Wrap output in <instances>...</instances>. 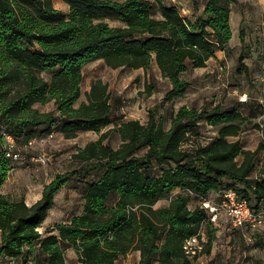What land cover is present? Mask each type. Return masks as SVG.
<instances>
[{"label": "trees", "instance_id": "1", "mask_svg": "<svg viewBox=\"0 0 264 264\" xmlns=\"http://www.w3.org/2000/svg\"><path fill=\"white\" fill-rule=\"evenodd\" d=\"M63 1L69 12L53 0H0V256L5 263L67 264L73 249L79 264H117L140 251L141 264H195L185 242L207 225L204 253H211L216 230L205 207H191L194 197L209 200L233 189L255 211L264 206V177L253 176L264 145L250 150L232 139L259 116L256 108L245 114L247 103L239 101L211 110L182 106L169 129L156 110L145 124L128 120L110 128L108 83L94 81L78 103L84 68L100 60L112 69L144 71L156 63L170 83L165 100L184 98L190 89L185 75L228 50L237 0H207L194 18L162 0ZM157 7L161 17L154 15ZM239 63L249 71L243 57ZM202 123L217 132L207 143L198 131ZM54 132L66 139L86 132L100 137L73 154L77 167L58 173L37 203L13 199L4 186L18 162L7 156L6 137L24 155L33 139ZM112 133L122 140L119 148L106 142ZM74 178L85 185L82 212L41 232ZM112 197L117 200L110 205ZM164 199L169 204L157 208Z\"/></svg>", "mask_w": 264, "mask_h": 264}, {"label": "rangeland", "instance_id": "2", "mask_svg": "<svg viewBox=\"0 0 264 264\" xmlns=\"http://www.w3.org/2000/svg\"><path fill=\"white\" fill-rule=\"evenodd\" d=\"M56 8L69 12V5L63 0H53ZM157 5V0H152ZM168 5H178L183 14L192 18L199 16L207 0H162ZM155 17H161L158 7ZM112 25L118 22L110 21ZM231 23L233 38L226 51L219 52V59L211 62L205 70L186 74L190 89L184 98L167 102L165 95L170 83L164 79L156 66L149 71L133 69H112L104 61H96L84 68L85 81L83 96L78 104L86 101V93L96 80H103L109 84L113 103V120L117 123L128 120H138L143 124L149 120L150 113L157 111L167 129L171 126L173 115L182 106L211 110L216 106L230 107L237 105L239 96L247 94L248 103L242 112L249 114L250 108L255 107L259 116L245 123L239 137L247 149L256 150L264 145V0H237L232 7ZM244 58V64L249 68L245 71L239 63ZM225 70L220 76L219 65ZM211 74H216L211 77ZM153 86L150 94L148 86ZM216 103V104H215ZM259 106V107H258ZM52 105L43 107L49 110ZM111 128V127H110ZM113 128V127H112ZM109 130V128L104 131ZM206 136H216L215 129L202 123L198 129ZM95 132L80 134L75 139H66L61 135L51 141L40 140L29 151L24 152L23 160L17 161L16 170L11 175L7 192L15 199H20L24 193L32 190L40 192L43 185L58 173L67 172L77 167L73 154L88 143L98 140ZM206 143L207 141L204 140ZM114 148H119L122 140L117 133H112L106 141ZM1 144V143H0ZM1 147V145H0ZM47 153L49 163L43 165L35 160L41 154ZM241 160V158L239 159ZM255 178L264 177V149L261 151ZM85 185L74 178L57 196V205L49 214L41 231L63 222H69L73 215L81 213L84 203ZM117 197H112L113 205ZM169 200L164 199L157 204V208L167 206ZM199 203L194 201L191 207ZM256 207L257 203L252 202ZM216 240L211 253L203 252L195 259V264H260L264 263V223L257 230L250 228H235L226 216H221L217 225ZM206 240H208V226H204ZM244 233L246 236H244ZM260 243L263 246H260ZM67 264H79L75 250L69 249L66 253ZM117 264H141L140 251H133L121 257Z\"/></svg>", "mask_w": 264, "mask_h": 264}, {"label": "built area", "instance_id": "3", "mask_svg": "<svg viewBox=\"0 0 264 264\" xmlns=\"http://www.w3.org/2000/svg\"><path fill=\"white\" fill-rule=\"evenodd\" d=\"M225 70L224 65H219V73L220 76L223 74ZM240 103H248L247 94L239 96ZM213 128V127H211ZM215 133H217L215 131ZM217 135V134H216ZM55 137V132L50 134V138ZM214 136H204L202 137L203 143L210 141ZM7 156L13 158L16 161L23 160V152L18 148L16 140L12 136H7ZM38 139H33L24 149L25 151H29V149L38 142ZM35 160L43 165H47L50 161L47 153L39 154ZM176 195V194H175ZM202 206L205 207L210 216V221L217 225V222L220 220L221 216H226L227 219L231 222L233 227L243 229L250 228L255 231L259 227H261L264 223V210L255 211L248 201L247 198L240 196V194L233 189L226 190L221 195V201L215 203L213 201L204 200ZM245 228V229H244ZM41 231V228L39 229ZM1 232V230H0ZM42 232V231H41ZM244 236L246 234L244 233ZM208 240H206V232L204 229L201 232L188 239L184 244V249L188 256L191 259H196L204 249V245ZM0 264H17V261L12 260L10 262L5 263L2 257L0 256ZM30 264H33L30 262Z\"/></svg>", "mask_w": 264, "mask_h": 264}, {"label": "crops", "instance_id": "4", "mask_svg": "<svg viewBox=\"0 0 264 264\" xmlns=\"http://www.w3.org/2000/svg\"><path fill=\"white\" fill-rule=\"evenodd\" d=\"M219 59V55H218V57L217 58H215V59H211L210 61H209V63H208V65L211 63V62H213V61H215V60H218ZM101 61V60H100ZM153 66H156L157 67V69L160 71V69H159V67H158V65L155 63ZM207 68V67H206ZM206 68H202V69H192V70H190L188 73H190V72H192V73H194V72H198V71H200V70H205ZM218 69H219V67H218ZM217 73H219V71L217 72ZM160 74H161V71H160ZM216 74H211V77H214ZM161 76H162V74H161ZM185 78H186V76H185ZM189 81V80H188ZM216 104V103H215ZM188 106V105H187ZM189 108H191L190 106H188ZM112 127H114V126H111V128ZM209 128H211V126H209ZM86 133H89V132H86ZM96 133V132H95ZM214 133H215V131H214ZM83 134V133H82ZM217 133H215V135H216ZM58 135H61V136H63L61 133H55V137L56 136H58ZM64 137V136H63ZM54 138V137H53ZM53 138H50V135H44V136H39V138H38V140L40 141V140H46V141H51ZM16 169H14L13 171H12V173L15 171ZM12 173H11V175H12ZM11 175H10V178L8 179V181H7V183H6V185L4 186V191H5V193L6 194H8V192H7V186H8V183L10 182V180H11ZM55 177H53L52 179H50L49 181H47L44 185H43V187H42V189H41V191L40 192H38V193H34L32 190H30V191H28V192H26V193H24V195H22L21 197H20V199H25L26 200V202H27V204L28 205H33V204H35V203H37L42 197H43V189H44V186L46 185V184H48L49 182H51L53 179H54ZM181 190H176L174 193L177 195L179 192H180ZM10 195V194H9ZM13 199H15V197L14 196H11ZM209 199L211 200V201H213V202H215V203H218V202H220L221 201V194H212V195H210V197H209ZM194 201H197L199 204H201L202 205V203H203V201L204 200H200L199 198H193V200H192V202L191 203H193ZM56 205H57V202H56ZM56 207V206H55ZM54 207V208H55ZM196 207V206H195ZM54 208L52 209V210H54ZM51 210V211H52ZM261 210H264V206H262V208H261ZM49 218V217H48ZM0 246H1V232H0Z\"/></svg>", "mask_w": 264, "mask_h": 264}]
</instances>
